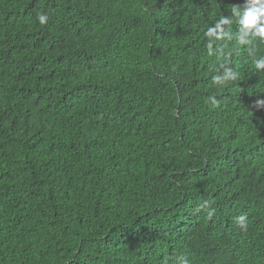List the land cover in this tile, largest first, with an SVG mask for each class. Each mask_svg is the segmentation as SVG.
Here are the masks:
<instances>
[{"label": "trees", "instance_id": "1", "mask_svg": "<svg viewBox=\"0 0 264 264\" xmlns=\"http://www.w3.org/2000/svg\"><path fill=\"white\" fill-rule=\"evenodd\" d=\"M243 4L0 0V264H264V41L206 36Z\"/></svg>", "mask_w": 264, "mask_h": 264}, {"label": "clouds", "instance_id": "2", "mask_svg": "<svg viewBox=\"0 0 264 264\" xmlns=\"http://www.w3.org/2000/svg\"><path fill=\"white\" fill-rule=\"evenodd\" d=\"M231 17H221L213 26L207 29L206 36L209 38V45L219 40L233 39L239 45H251L253 39L257 38L264 41V0H244L243 6H231ZM37 20L39 24L45 25L48 21L46 14H38ZM233 23L238 25V29L235 33L229 31L226 26H230ZM255 68L257 70H264V58L254 61ZM236 73L231 69H225L223 75L214 77L216 82H222L224 80L234 78ZM215 103V101H213ZM257 105L264 107V100H258ZM210 202L204 201L199 205V208H209ZM209 216L212 215V211H209ZM246 217H238L239 226L242 229H246L245 223ZM177 264H189V261L185 257H180Z\"/></svg>", "mask_w": 264, "mask_h": 264}]
</instances>
